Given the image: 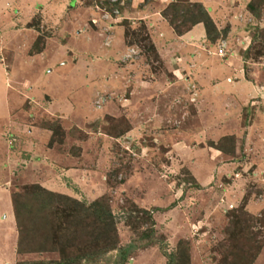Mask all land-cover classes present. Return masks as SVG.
<instances>
[{
  "label": "rangeland",
  "instance_id": "obj_1",
  "mask_svg": "<svg viewBox=\"0 0 264 264\" xmlns=\"http://www.w3.org/2000/svg\"><path fill=\"white\" fill-rule=\"evenodd\" d=\"M248 1L0 0V264L75 254L64 237L89 228L69 215L93 200L121 264H264V3L255 18ZM194 2L216 37L165 18ZM34 6L50 24L6 29Z\"/></svg>",
  "mask_w": 264,
  "mask_h": 264
},
{
  "label": "trees",
  "instance_id": "obj_2",
  "mask_svg": "<svg viewBox=\"0 0 264 264\" xmlns=\"http://www.w3.org/2000/svg\"><path fill=\"white\" fill-rule=\"evenodd\" d=\"M176 3L177 1H175V3L170 2L167 8H176L178 6V3ZM263 3L264 0H249L245 4V8L252 16L258 18L260 14V6ZM192 5L196 8L195 10L187 8L182 13H180L178 9L172 11V18L167 17L168 15H165L164 13L165 18H167L168 22L173 25V30L177 34H181L182 32L189 30L194 23L202 22L204 25L205 36L210 39L216 37L217 32L206 14L205 9L198 2H194ZM179 18L180 23L175 25L173 21L176 22V19L179 20ZM99 201L100 200H93L87 205H79L78 212H81V214L79 215L78 213L72 212V214L69 215V218L73 220V224L79 225L80 222H83L84 227L89 228L87 237L84 236V239L82 238L80 241H77V236L73 235L75 232H71V235L73 236L70 235V237H64L66 239L65 243L68 246L79 248L77 249V252L75 254L60 256V258L50 260L49 262H46V264H79L81 260L85 259L94 262L96 261L98 254L104 253L105 250H112L115 248H118V255L113 264H121L125 260L126 253L130 249V246L126 245L121 248L116 247V234L114 224L111 220L113 217L108 207L106 205H101ZM14 216L17 220V213H14ZM21 245L22 244H20V246ZM20 246H17L18 251L21 250ZM60 252L63 251L61 250ZM166 257L167 264H176L177 260L175 254L167 253Z\"/></svg>",
  "mask_w": 264,
  "mask_h": 264
},
{
  "label": "crops",
  "instance_id": "obj_3",
  "mask_svg": "<svg viewBox=\"0 0 264 264\" xmlns=\"http://www.w3.org/2000/svg\"><path fill=\"white\" fill-rule=\"evenodd\" d=\"M58 2L60 1V0H57ZM57 2V3H58ZM71 4H73V0L72 1H70L69 0V2L66 4V6H71ZM40 5V4H39ZM55 5H57L58 6V4H55ZM39 11V13H36V12H38ZM1 12V11H0ZM35 14H37V15H39L40 16V18H47L46 20L47 21H44V19H43V21H44V23H45V26H46V23L47 24H50V18H48V16H50L49 14H46V13H44V11H43V8L41 7V6H34L33 7V11L32 12H29L28 14H26L23 18H20V20H18V18L16 17V21H9L8 22V24H7V28L6 29H8V30H11L12 31V33L13 34H16V35H22V37L24 36V30H28L27 28H25V29H23V28H19L20 27V25L22 24V22L24 21V19H31V17L32 16H34ZM115 20V19H114ZM28 21V20H27ZM113 22H115V21H113ZM44 23H42L41 25L43 26V24ZM111 24H114V30H115V27L117 28L118 26H117V24L118 23H111ZM159 24H161V23H159ZM9 26H11V27H13V26H15L16 28H17V30L16 31H14L12 28L11 29H9ZM197 26V25H196ZM47 28H50L49 26H47ZM30 31V30H29ZM29 31H27V32H29ZM33 33V32H32ZM32 33L30 32V35H32ZM186 33H188V34H191V35H194L195 34V36L197 37H199V36H201V33H200V29L199 28H191L189 31H187ZM26 34H29V33H26ZM29 36V35H28ZM46 40L48 39V38H45ZM111 39L112 40H110L109 41V43H112L113 42V36H111ZM43 42L44 43H42L44 46H46V41L43 39ZM0 47L1 46H3L2 44H3V39H0ZM40 46H41V44H40ZM2 48V47H1ZM41 51H43V50H40L37 54H39V53H42ZM118 51V50H117ZM36 53H34V54H36ZM119 53V52H118ZM123 54V53H122ZM31 57V56H30ZM30 57H28V58H30ZM27 58V59H28ZM23 127H25V126H23ZM31 128V127H30ZM30 128H26L25 127V129H26V132H28V133H33L32 132V129H30ZM27 129H28V131H27ZM6 215L7 214H3L2 215V218H4V217H6ZM10 218L12 219V212H11V214H10Z\"/></svg>",
  "mask_w": 264,
  "mask_h": 264
},
{
  "label": "built area",
  "instance_id": "obj_4",
  "mask_svg": "<svg viewBox=\"0 0 264 264\" xmlns=\"http://www.w3.org/2000/svg\"><path fill=\"white\" fill-rule=\"evenodd\" d=\"M108 1H112V0H108ZM217 53L220 55L222 54L221 50H218Z\"/></svg>",
  "mask_w": 264,
  "mask_h": 264
}]
</instances>
